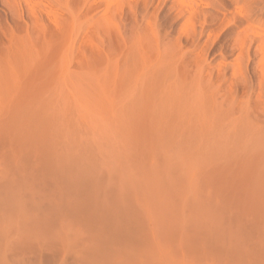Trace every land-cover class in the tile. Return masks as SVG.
Segmentation results:
<instances>
[{
    "label": "rangeland",
    "instance_id": "374dc122",
    "mask_svg": "<svg viewBox=\"0 0 264 264\" xmlns=\"http://www.w3.org/2000/svg\"><path fill=\"white\" fill-rule=\"evenodd\" d=\"M263 48L264 0H0V264H264L215 122L264 107Z\"/></svg>",
    "mask_w": 264,
    "mask_h": 264
},
{
    "label": "bare ground",
    "instance_id": "6f19581e",
    "mask_svg": "<svg viewBox=\"0 0 264 264\" xmlns=\"http://www.w3.org/2000/svg\"><path fill=\"white\" fill-rule=\"evenodd\" d=\"M263 50H264V48H263ZM249 51L250 50H248L247 53ZM262 52H264V51H262ZM223 79L224 80L227 79L225 75H223ZM223 79H220V80L224 81ZM245 82H247V81H244V83ZM253 88H254L253 86L249 85L247 87V89L245 90L246 91L245 95H246L247 100L244 99V101L246 100L245 102L244 101L240 102L241 105H242V103H244V105L242 108H241V106L237 108L238 109L237 111H240L239 115L237 113L238 116H235L233 114V111L236 110V109L235 110L233 109L236 107L235 102H234L235 100H233L235 107H233V106H231L233 108L227 107L226 112L224 113L225 109L223 108V106H221L224 110V111L222 110V112H221L222 116L220 115V116H218V118H216V119L214 118V119H215V122H217V120H219V117L222 118L221 120H219L221 122L223 119H225V120H223V122L224 121L226 122V124L224 122L225 127L233 128V130H232L233 132H231V133H233L234 135L232 134V136L230 137V141H229V142H231V144H230L231 146L235 147L237 145V143L239 142V140L241 142L240 144H242L240 147H238V146L235 147V148H237V150L232 148L234 151L231 150V155H230L231 159L240 161V163H244V164H249V165L253 164V165L264 166V110H263L264 107L262 106L263 107V109H262L260 104L258 106H256L257 105L256 104L255 106L258 108L257 109L256 107L253 108L250 105V103H251L250 99H252L251 98L253 95L252 93L254 92ZM214 95L215 94H213V96ZM213 96L211 95V97L209 96L208 98L205 97L206 99H208V103L206 101L207 104H204V106L206 105V107L209 108V107H214L217 104L216 103V101H217L216 95L214 96L215 98ZM213 102H215V104H212ZM222 103L224 105L225 100L222 101L221 104ZM238 103H237V105H238ZM206 107H204V108H206ZM259 108H261L263 111ZM255 109H256V111H255ZM257 110H260V111L258 112ZM259 113H260V115H259ZM223 115H225L224 118H223ZM219 121L217 123H219ZM130 124L132 125L134 123L130 122ZM233 141H235L237 143H234ZM235 151H237V152L240 151V152L234 153Z\"/></svg>",
    "mask_w": 264,
    "mask_h": 264
}]
</instances>
